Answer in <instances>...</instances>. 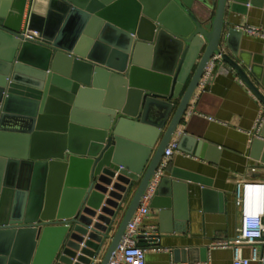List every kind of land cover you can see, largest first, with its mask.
<instances>
[{"label":"water","instance_id":"95a60500","mask_svg":"<svg viewBox=\"0 0 264 264\" xmlns=\"http://www.w3.org/2000/svg\"><path fill=\"white\" fill-rule=\"evenodd\" d=\"M14 1L0 7V264H108L179 126L197 153L220 149L189 111L213 54L264 107V61L233 42L255 0H33L25 30ZM251 156L264 166V120Z\"/></svg>","mask_w":264,"mask_h":264},{"label":"crops","instance_id":"0c3cea01","mask_svg":"<svg viewBox=\"0 0 264 264\" xmlns=\"http://www.w3.org/2000/svg\"><path fill=\"white\" fill-rule=\"evenodd\" d=\"M3 4L4 0H0V7ZM18 5L19 0H15L11 8L14 15ZM45 8L48 9L47 4ZM201 8L200 3H195V10ZM27 12L25 9L21 30L25 27ZM50 14H59L58 8L51 9ZM232 20L238 27L264 28V0H255L247 5L245 13L233 14ZM233 42L244 51L245 57L264 61V39L243 32L240 37L235 35ZM2 49V52L6 50ZM87 103L93 105L92 100ZM190 104L192 134L203 135L207 143L220 149L202 148L197 153L189 140L179 142L168 163L167 180L140 226L141 234L146 231L156 235L139 238V245L147 249L146 264H188L189 252L199 258L204 247H208V261L200 264H232V248H211L210 245L237 235L240 208L236 204V181L264 183V166L251 156L255 123L264 107L239 76L233 70L218 72L209 84L198 85ZM174 180L186 185L181 196L172 194ZM242 248L244 256L250 257L251 247L243 245ZM175 249L180 251L181 262L175 260ZM260 251L264 256V245H260Z\"/></svg>","mask_w":264,"mask_h":264},{"label":"built area","instance_id":"2783aa9c","mask_svg":"<svg viewBox=\"0 0 264 264\" xmlns=\"http://www.w3.org/2000/svg\"><path fill=\"white\" fill-rule=\"evenodd\" d=\"M33 0L26 1V11L31 7ZM27 26V21L23 30ZM250 36L264 39V28L256 25H246L238 27ZM23 34L25 38L31 41L39 40L37 30H27ZM220 71H231V68L221 62L220 55L213 54L206 64L199 85H207ZM264 120V108L261 109L255 123V130H258ZM182 129L178 128L165 148L164 154L151 176L148 185L141 196L140 203L136 208L132 218L128 222L125 234L118 247L113 251L108 264H146L147 249L139 245V238L142 236L140 226L150 213V205L157 194L162 178L166 174L168 163L178 148L179 137ZM236 204L240 208V220L237 228V235L234 239L216 240L210 246L211 248H232V264H251L258 262L264 264V256L261 254L260 245H264V183L256 181L237 180ZM144 237L149 238L148 232H143ZM243 245L251 247L250 257L243 254ZM160 250V247H153ZM171 264H179L172 262Z\"/></svg>","mask_w":264,"mask_h":264}]
</instances>
